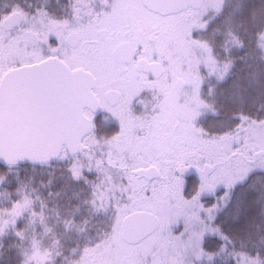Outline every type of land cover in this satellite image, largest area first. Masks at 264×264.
<instances>
[{
  "label": "snow or ice",
  "instance_id": "1",
  "mask_svg": "<svg viewBox=\"0 0 264 264\" xmlns=\"http://www.w3.org/2000/svg\"><path fill=\"white\" fill-rule=\"evenodd\" d=\"M48 2L0 5V162L9 171L24 162L33 171L52 169L48 186L62 165L69 181L87 188L89 216L107 217L70 250L68 264H214L225 253L232 264H264V236L254 245L256 258L243 251L264 226V119L239 115L228 131L201 130L190 145L162 144V111L133 107L144 90L133 91L132 79L145 45L134 43L129 14L147 12L145 0H67L60 15ZM98 110L116 121L107 135L97 134ZM188 171L199 180L190 193ZM17 196L0 209V238L11 229L25 239L17 228L25 212L29 225L38 217L50 233L45 202L23 186ZM62 223L84 233L90 221ZM21 255L22 264H54L35 239L31 254Z\"/></svg>",
  "mask_w": 264,
  "mask_h": 264
},
{
  "label": "rangeland",
  "instance_id": "2",
  "mask_svg": "<svg viewBox=\"0 0 264 264\" xmlns=\"http://www.w3.org/2000/svg\"><path fill=\"white\" fill-rule=\"evenodd\" d=\"M227 1L203 0V7L195 5L175 16L164 15L162 17L151 13L149 10L140 14H129L136 33L134 43H143L147 59L149 61L157 59L164 66L165 74L162 84L166 85L163 86L165 92L156 93L147 80L137 72L133 74L132 79L133 91L144 89L133 102L135 110L140 111L142 105H148L150 108L155 106L158 111H162V115L156 123L162 144L190 145L193 142H198L201 135L199 126L201 117L206 113L214 112L212 105L203 98L204 88L210 87L211 82L218 84L222 80L220 77L216 81L215 77L220 72L230 68L229 62H218L213 57L214 46L211 35L198 38L193 34L199 33L202 25L212 24L218 14H221L225 9ZM223 36L224 47L227 50L232 47L234 49L242 47L240 43L237 44L238 40L233 31ZM95 115L104 117L102 131L107 135V130L114 127L116 121L105 110H98ZM99 132L97 131L98 135H100ZM57 166L59 167L55 171H61L59 177L63 179V176H66L62 173L63 166ZM43 169H47V167H43ZM187 174L186 172L185 176ZM64 182L65 184H72L69 180H64ZM82 184L83 182L76 184V187L79 188L77 198L86 200L88 199V190ZM66 188L68 187L66 186ZM204 195L208 197L211 193L206 191ZM86 210L84 213L78 206L76 211L64 214L58 205L52 208L46 206L45 223L52 231L45 233L37 217L35 224H27L25 227V239L21 242L22 250L31 254V241L35 239L42 252L45 250L52 251L54 264H68L69 259H75L70 250L77 247V244L83 245L85 237L94 236L96 233L97 220L95 218L98 217L89 216L87 205ZM25 214L27 212L19 220L24 219ZM73 217L77 226H82V221L89 219L88 231L84 233H79L76 229L65 231L62 221ZM54 240L60 241L58 248L54 246ZM57 251L61 255H55Z\"/></svg>",
  "mask_w": 264,
  "mask_h": 264
},
{
  "label": "trees",
  "instance_id": "3",
  "mask_svg": "<svg viewBox=\"0 0 264 264\" xmlns=\"http://www.w3.org/2000/svg\"><path fill=\"white\" fill-rule=\"evenodd\" d=\"M3 3L4 0H0V5ZM40 3H43V0H40ZM65 3L67 0H49L46 7L50 12L60 15ZM225 4V9L211 24L208 34L212 36L213 57L218 62H229L230 68L216 75V81L217 78L221 77L222 79L218 84L211 82L210 87L204 88L203 98L212 105L214 112L203 115L199 126L201 130L208 133H221L234 128L239 123V120L234 117L239 115L255 120L264 119V0H228ZM232 31L238 40L237 44L240 43L242 47L240 46L239 49L232 47L227 50L224 47L223 35H228ZM103 119L100 118L96 121V131L100 130V135H105L102 131L104 128ZM0 169H2L0 170V209L11 208V201L18 198L17 190L23 186L32 199L35 200L38 195L46 206L52 208L58 205L64 214L76 211L78 206L84 213L87 211L86 205L83 203L85 200L77 198L79 188L76 186L78 184H65L64 180L68 179L66 176H63V179L59 177L61 171H55L53 184L48 186V174L52 169L36 167L33 171V166L27 162L20 164L18 168L13 167L10 171L0 162ZM188 181L190 193L195 190L198 183L195 179ZM50 192L52 195H49ZM35 209L37 212L40 211L39 201L36 202ZM45 210L46 207L43 209L46 214ZM104 217L100 216L95 220L107 221V218ZM28 221L29 214L27 213L24 219L18 220L17 228L25 229L29 224ZM241 224H243V220H241ZM260 236H264V226L261 227L259 235L253 236L251 240H244L243 251L252 258H256L254 245H259ZM233 239L236 248L240 249L241 237L234 234ZM21 242L11 229L3 238H0V244H2L0 264H22ZM217 244L218 241L215 240L209 242V246L213 248ZM261 260L264 261V256L261 257ZM214 264H232V261L227 258L225 253L217 258Z\"/></svg>",
  "mask_w": 264,
  "mask_h": 264
},
{
  "label": "flooded vegetation",
  "instance_id": "4",
  "mask_svg": "<svg viewBox=\"0 0 264 264\" xmlns=\"http://www.w3.org/2000/svg\"><path fill=\"white\" fill-rule=\"evenodd\" d=\"M203 0H192L188 5H187V7H185V9H183V10H180V11H177V12H174V13H171V14H166V13H164V14H161V13H157V12H153L152 10H150L149 8H148V10L151 12V13H153V14H157V15H159V16H164V15H167V16H175V15H178V14H180V13H183L185 10H187V9H189L190 7H192V6H198V7H203ZM66 4L67 3H65L64 4V7L66 6ZM211 24L210 23H206V24H204V25H202V27L200 28V32L199 33H195V34H193V36H196V37H198V38H202V36H205V37H207V34H208V32H209V30H210V28H211ZM142 56H143V60H142V62L139 64V66L142 64V63H144L146 66H145V70L144 71H141V70H139V71H137V73L139 74V75H141V76H143L146 80H147V82H148V84L152 87V89H154V91L156 92V93H159V92H165L164 91V89H165V87H163V86H166L164 83L162 84V82H163V76H164V74H165V70H164V66H163V63L161 62V61H159V60H153V61H149L148 59H147V56H146V52H143L142 54H141ZM159 65V68H158V70H159V72H160V70L162 71L161 72V75L160 76H156L155 74H152L151 72H149L148 70L150 69V67L151 66H153V65ZM161 85V86H160ZM100 118H104V117H101V115H98V116H96V121L98 120V119H100ZM195 177V176H194ZM194 177H192V178H194ZM186 178L188 179V180H190L191 178L190 177H188V176H186Z\"/></svg>",
  "mask_w": 264,
  "mask_h": 264
},
{
  "label": "water",
  "instance_id": "5",
  "mask_svg": "<svg viewBox=\"0 0 264 264\" xmlns=\"http://www.w3.org/2000/svg\"><path fill=\"white\" fill-rule=\"evenodd\" d=\"M192 0H145V3L147 5V8L152 10L153 12L161 13V14H171L180 10L185 9L187 5L191 2ZM145 64L142 63L139 66V70L144 71L145 70ZM159 65H153L150 67L148 70L152 74H155L156 76L161 75V70L159 72L158 70ZM196 175L193 171H190L189 177H192ZM198 180V179H197ZM199 181V180H198Z\"/></svg>",
  "mask_w": 264,
  "mask_h": 264
}]
</instances>
